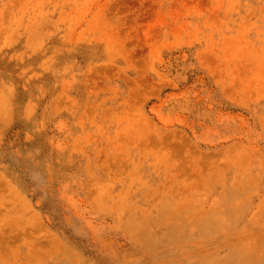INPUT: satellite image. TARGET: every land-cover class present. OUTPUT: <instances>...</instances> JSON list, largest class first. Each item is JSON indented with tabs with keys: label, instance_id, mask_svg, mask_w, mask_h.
<instances>
[{
	"label": "rangeland",
	"instance_id": "rangeland-1",
	"mask_svg": "<svg viewBox=\"0 0 264 264\" xmlns=\"http://www.w3.org/2000/svg\"><path fill=\"white\" fill-rule=\"evenodd\" d=\"M56 261L264 264V0H0V264Z\"/></svg>",
	"mask_w": 264,
	"mask_h": 264
},
{
	"label": "bare ground",
	"instance_id": "bare-ground-1",
	"mask_svg": "<svg viewBox=\"0 0 264 264\" xmlns=\"http://www.w3.org/2000/svg\"><path fill=\"white\" fill-rule=\"evenodd\" d=\"M141 228V227H140ZM141 241V240H140ZM164 241V240H163ZM166 241V240H165ZM161 242V241H160ZM160 244V243H159ZM157 246V245H156ZM135 249H137L138 250V247L137 246H135ZM140 250V249H139ZM15 256H17V255H15ZM61 259V258H60ZM50 264H52V263H50ZM54 264H68L67 263V261H65V262H62V261H60V262H58V261H56V262H54Z\"/></svg>",
	"mask_w": 264,
	"mask_h": 264
}]
</instances>
